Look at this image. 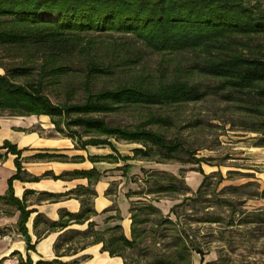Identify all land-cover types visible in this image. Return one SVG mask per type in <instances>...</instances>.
Returning a JSON list of instances; mask_svg holds the SVG:
<instances>
[{"label":"trees","instance_id":"obj_1","mask_svg":"<svg viewBox=\"0 0 264 264\" xmlns=\"http://www.w3.org/2000/svg\"><path fill=\"white\" fill-rule=\"evenodd\" d=\"M92 33L129 34L159 53L197 52L202 59L198 65L199 72L218 79L214 93L238 114L234 125L244 131L260 133L256 146H264V0H0V47L42 54L50 65L75 55L89 56L90 78L108 74L111 69V64H104L99 51H96L103 43L89 37ZM62 68L63 65H59L52 69ZM30 69V66H17L0 73V115H48L58 133L67 132L65 136L81 146H113L112 139L138 143L143 147L136 148L135 155L144 158L157 152L163 154V159H172L185 149L182 141H173L164 133L147 128L148 124H167L170 118L151 114L142 124L127 127L112 124L102 114H111L125 107L197 102L211 92L209 87L204 88L188 80L172 81L157 88L120 84L93 91L88 86L83 101L61 103L50 97L44 82L17 80L28 76ZM83 135H88V138L84 139ZM3 149H6V154L2 153ZM8 153L17 155L15 161L21 170L22 152L16 144L6 140L0 145V159ZM164 175H170L172 181L152 187L148 193L178 190L173 180L182 182L175 175L157 171L156 181L164 179ZM204 185L205 181L197 193ZM231 188L238 189L235 186ZM185 191L187 193L190 188L186 186ZM8 197L21 209L20 230L29 242L26 223L31 211L26 210L21 200L14 196L12 186ZM184 201L171 209L178 217L177 207ZM86 210L90 211L89 207L68 215L81 220ZM132 213L131 239L122 232L117 233L122 230L121 225L113 227L108 239L104 234L96 236V240L104 242L103 250L112 256H122L126 264H132L126 252L134 250L153 231L143 227L149 221L148 213H160L162 218L158 223L170 224L175 230L179 223L164 215L153 203L134 202ZM51 225H56V222H51ZM183 234H176L173 253H164L148 264H179L180 261L191 264L192 251H203L193 240L189 242L190 235ZM29 247L33 246L29 244ZM55 263L75 264L60 260H39L35 264ZM20 264L34 263L28 257Z\"/></svg>","mask_w":264,"mask_h":264},{"label":"rangeland","instance_id":"obj_2","mask_svg":"<svg viewBox=\"0 0 264 264\" xmlns=\"http://www.w3.org/2000/svg\"><path fill=\"white\" fill-rule=\"evenodd\" d=\"M89 37L103 43L96 51L104 64H111L108 74L90 78L89 56L75 55L50 65L42 54L5 47H0V73L17 66H30L31 73L17 80L44 82L50 97L61 103L83 101L88 86L93 91L120 84L157 88L172 81L188 80L211 89L205 99L197 102L125 107L111 114H102L112 124L127 127L142 124L151 114L167 116L169 123L148 124L147 128L160 131L173 141L180 140L185 146L172 159H163V154L157 152H152L148 158L141 157L151 163L172 166L177 173L175 176L182 182L173 180L178 190L151 194V198L168 207L185 201L177 207L179 217L172 212L167 215L179 222L176 230L170 224L158 223L162 218L160 213L146 215L149 221L143 227L153 231L134 250L126 252L129 261L148 264L164 253H173L176 234L184 232L190 235L189 242L193 240L203 251H192L191 264H264V148L256 146L260 133L244 131L234 125L238 114L214 93L218 79L199 72L202 59L197 52H155L129 34L92 33ZM59 65H63L61 70L52 69ZM66 134L58 133L54 127L42 132L44 137H67ZM119 142L143 147L138 143ZM147 172L148 181H143L141 186L144 191L172 181L170 175L156 181L157 171L150 173L151 169H147ZM194 172L204 175L205 185L199 193L194 189L186 193L187 183ZM234 186L238 189L231 188ZM179 264L189 262L180 261Z\"/></svg>","mask_w":264,"mask_h":264},{"label":"crops","instance_id":"obj_3","mask_svg":"<svg viewBox=\"0 0 264 264\" xmlns=\"http://www.w3.org/2000/svg\"><path fill=\"white\" fill-rule=\"evenodd\" d=\"M53 127L48 115H0V145L8 140L22 152L21 170L16 154L8 153L0 159V264H20L28 257L34 264L39 260L126 264L122 256L103 250L104 242L96 236L104 234L108 239L113 227L121 225L117 233L131 239L134 202L153 203L170 215L174 205L168 207L154 200L150 196L154 193L141 186L148 181L147 169L150 173H177L172 166L136 156L137 146L127 144L126 149L115 139L113 146H81L72 138L42 135ZM2 153L6 154V149ZM203 179V174L194 172L187 186L197 191ZM10 186L14 196L31 211L26 223L29 242L20 230L21 209L8 197ZM87 207L90 211L86 210L81 220L68 215Z\"/></svg>","mask_w":264,"mask_h":264}]
</instances>
